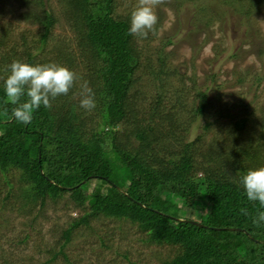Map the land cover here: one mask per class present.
<instances>
[{
	"label": "trees",
	"instance_id": "16d2710c",
	"mask_svg": "<svg viewBox=\"0 0 264 264\" xmlns=\"http://www.w3.org/2000/svg\"><path fill=\"white\" fill-rule=\"evenodd\" d=\"M48 1L22 3L29 10L24 19L42 26V46L55 23ZM175 1L171 8L177 12L189 5L201 18L225 20L232 14L248 28L264 8V0ZM64 3L90 67L84 78L95 93L99 116L87 117L80 104L71 101L70 89L67 95L53 100L50 108L41 106L29 125L11 119L14 106L3 94L8 67L1 66L0 172L5 176L17 173L16 181L6 178V199L14 196L21 200L19 210L24 214L33 213L48 199L64 198L83 211L63 230V244L52 259L64 255L62 249L74 230L111 219L137 226L151 244L175 248V256L162 264H264V224L252 222L260 206L247 200L239 184V177L249 169L264 167V120L257 137L253 130L246 143L236 138L229 147L212 144L199 153L204 133L189 140V126L208 108L210 88L200 87L194 76L180 75L178 69L168 66L171 54L165 50L175 44L173 37L163 41L156 60L147 59L156 95L151 101L150 119H140L142 94L135 87L141 81L138 71L143 70V50L137 36L128 34L130 18L114 16V0ZM245 36L242 38H248V32ZM4 57L6 65L9 60L6 54ZM236 57L237 53L226 58ZM257 57L264 67V47ZM35 61L36 55L27 52L25 62ZM178 74L183 87L188 80L192 83L196 92L193 107L187 109L184 90L180 89L178 100L167 112L163 80L170 82ZM217 74L212 75L214 80ZM263 80L264 70L255 76V87ZM250 106L241 101L238 114L224 113L233 121L235 132L247 128ZM5 107L7 116L3 114ZM97 120L96 129L93 125ZM211 126L206 123L204 128ZM198 156L201 162L196 160ZM16 186L18 190H14ZM188 209L193 212L187 214Z\"/></svg>",
	"mask_w": 264,
	"mask_h": 264
},
{
	"label": "rangeland",
	"instance_id": "374dc122",
	"mask_svg": "<svg viewBox=\"0 0 264 264\" xmlns=\"http://www.w3.org/2000/svg\"><path fill=\"white\" fill-rule=\"evenodd\" d=\"M114 1V16L121 18H130L132 11L141 2ZM64 2L65 0L46 2L53 11L55 23L46 44L42 46L39 42L43 33L42 26L24 19V15L29 12L22 4L24 0H0V67H8L13 60L25 62L27 52L36 55L34 64L63 65L76 73L71 101L80 104L81 86L86 81L85 75H88L90 67L79 47V36L66 16ZM175 2L146 0L153 8L158 22L154 33L150 32L147 38L137 36L136 39L143 50V70L138 71L141 81L135 87L142 94L138 102L141 111L139 118L150 119V105L156 95L155 82H152L146 68L147 59L156 60V51L164 44L163 41L173 37L175 44L167 46L165 50L171 54L168 66L178 69L180 75L194 76L200 87L207 85L210 88L208 108L189 126V140L194 141L204 133L199 153L206 151L212 144L217 148L229 147L236 138L246 143L253 130L257 137L264 120V80L258 88L254 84L255 76L264 70L257 57L259 49L264 47V8L254 16L253 23L248 28L235 20L232 14L225 20L206 16L201 18L195 13L196 8L189 5L177 12L171 8ZM206 23L211 24L209 26ZM246 32L248 38H242ZM236 53V58L227 60L229 54ZM5 54L9 60L6 65L3 63ZM215 72L218 74L214 80L212 75ZM179 74L170 82L163 80L167 91V112H170L178 100L177 92L180 89L184 90L187 109L193 107L196 92L191 88L189 80L183 83L185 87L181 85ZM239 79H244L245 82L238 84ZM241 101L251 104L247 113L251 118L247 128L238 133L235 132L233 121L224 113L231 111L234 115L238 114L242 109ZM96 108L98 107L84 109L87 117H98ZM186 119L187 115H184V120ZM98 122L100 120L93 125L96 129ZM206 123L212 124L208 130L204 128ZM196 160L201 162V156L196 157ZM7 176L0 172V264H162L163 261L172 259L177 252L173 247L147 242L146 236L138 227L129 222L100 219L91 222L88 228L82 225L74 230L71 240L62 249L64 255L59 254L52 259L63 244V230L79 219L83 211L64 198L58 201L48 199L44 206L34 208L33 213L24 214L19 210L21 200H16L14 196L6 199ZM16 176V172L10 173L8 180L16 181ZM17 187L14 190H18ZM12 194L16 196L15 193ZM192 212V209L187 210V214Z\"/></svg>",
	"mask_w": 264,
	"mask_h": 264
},
{
	"label": "clouds",
	"instance_id": "9594fccd",
	"mask_svg": "<svg viewBox=\"0 0 264 264\" xmlns=\"http://www.w3.org/2000/svg\"><path fill=\"white\" fill-rule=\"evenodd\" d=\"M158 18L153 8L141 0L132 11L128 34L147 38L155 32ZM77 79L76 73L57 63L31 64L13 60L8 66V75L4 78L3 94L11 108V119L29 125L34 113L41 108L51 107L57 97L67 95ZM80 107L92 110L96 107L95 93L85 81L82 84ZM4 115H8L5 107ZM239 184L249 202H258L260 210L253 218L254 224H264V167L249 169L239 177ZM245 214H247L245 212Z\"/></svg>",
	"mask_w": 264,
	"mask_h": 264
}]
</instances>
